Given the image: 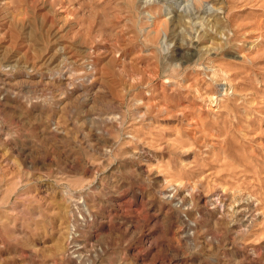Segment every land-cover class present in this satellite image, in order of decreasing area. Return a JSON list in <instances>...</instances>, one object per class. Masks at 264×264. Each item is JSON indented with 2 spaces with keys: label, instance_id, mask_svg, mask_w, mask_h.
Returning a JSON list of instances; mask_svg holds the SVG:
<instances>
[{
  "label": "rangeland",
  "instance_id": "obj_1",
  "mask_svg": "<svg viewBox=\"0 0 264 264\" xmlns=\"http://www.w3.org/2000/svg\"><path fill=\"white\" fill-rule=\"evenodd\" d=\"M0 264H264V0H0Z\"/></svg>",
  "mask_w": 264,
  "mask_h": 264
},
{
  "label": "bare ground",
  "instance_id": "obj_2",
  "mask_svg": "<svg viewBox=\"0 0 264 264\" xmlns=\"http://www.w3.org/2000/svg\"><path fill=\"white\" fill-rule=\"evenodd\" d=\"M161 1L163 2L166 0H161ZM169 1H172L173 3H179L182 1L186 2L188 0H169ZM181 18L182 17H178V15L176 17H173L172 23L174 26L173 27V32H174L173 35H174L175 43H176V52L178 54H180L181 56H183V55H185L184 54L185 46H184L183 39H182L180 32H179V27L181 26V22H182ZM161 25H158L156 23V21L154 20L152 28L156 34H158L160 32ZM192 193H193L192 191H187V192L181 191L180 192L178 188L176 190L174 189L173 191H170V194H172L171 195L172 199H174L175 201L180 203L181 206H183L185 208L187 206L190 207L192 205ZM71 200H73L75 204H79V202H80L78 199H73V197ZM247 202L253 204V199L251 197H248ZM210 203L213 205L212 206L213 208H221L223 210L225 208L226 203H227L226 202V196L221 192L217 193V194L213 195V197H211ZM248 211H247V215H245V221L248 224H251V222L255 219V217L257 215L256 214L254 215L252 211H250V212H248ZM71 238H72V241L70 242V246L68 245L69 251L71 254L75 255L74 257L80 258L82 256V252H83L84 247L82 245L78 244V240H76V237L75 238L71 237Z\"/></svg>",
  "mask_w": 264,
  "mask_h": 264
}]
</instances>
